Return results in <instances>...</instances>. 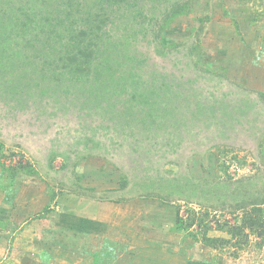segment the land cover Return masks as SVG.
<instances>
[{
	"label": "rangeland",
	"instance_id": "1",
	"mask_svg": "<svg viewBox=\"0 0 264 264\" xmlns=\"http://www.w3.org/2000/svg\"><path fill=\"white\" fill-rule=\"evenodd\" d=\"M160 32L187 57L151 61L216 115L134 151L95 101L0 102V264H264V0H192Z\"/></svg>",
	"mask_w": 264,
	"mask_h": 264
},
{
	"label": "trees",
	"instance_id": "2",
	"mask_svg": "<svg viewBox=\"0 0 264 264\" xmlns=\"http://www.w3.org/2000/svg\"><path fill=\"white\" fill-rule=\"evenodd\" d=\"M191 1L0 0V102L21 111L28 100L49 98L53 112L68 99L85 103L81 109L88 112L92 106L86 104L95 101L98 111L115 118L107 131L132 137V150H149L153 142L174 149L181 140L167 130L178 126L191 106L197 115L217 113L195 101L202 97L200 89L182 91L183 74L161 71L150 58L183 53L159 34L190 13Z\"/></svg>",
	"mask_w": 264,
	"mask_h": 264
},
{
	"label": "crops",
	"instance_id": "3",
	"mask_svg": "<svg viewBox=\"0 0 264 264\" xmlns=\"http://www.w3.org/2000/svg\"><path fill=\"white\" fill-rule=\"evenodd\" d=\"M1 210H2V208H1ZM71 218V217H70ZM70 218H68V219H70ZM68 219H67V221H68ZM78 220V219H77ZM79 221V220H78ZM67 223V222H66Z\"/></svg>",
	"mask_w": 264,
	"mask_h": 264
}]
</instances>
